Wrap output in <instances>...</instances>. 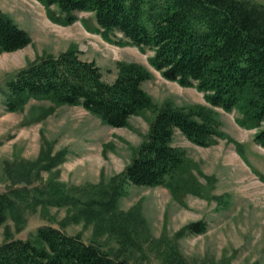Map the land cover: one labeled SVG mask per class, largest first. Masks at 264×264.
<instances>
[{"label": "trees", "instance_id": "1", "mask_svg": "<svg viewBox=\"0 0 264 264\" xmlns=\"http://www.w3.org/2000/svg\"><path fill=\"white\" fill-rule=\"evenodd\" d=\"M37 1L46 8L49 19L61 25L76 21V12L92 13L95 26L91 28L84 20L85 28L118 46L151 50L148 62L154 70L180 86L196 88L207 105L176 107L167 102L156 108L142 88V83L152 77L148 68L120 62L115 78L106 81L94 61L80 58L76 48H69L29 63L5 82L0 93L7 111L23 110L30 99L47 100L51 107L81 106L111 127H125L131 116L152 109L146 139L126 165L122 180L137 186H163L174 195L179 190L202 194L184 150L175 146L173 139L179 132L190 142L206 147L227 137L220 130L214 108L236 111L235 122L254 129V141L264 147L262 4L251 0ZM30 42L29 33L0 10V53L16 51ZM61 159L60 154L48 155L41 168L51 171ZM26 173L19 174L24 177ZM101 189L98 196L81 202L62 182L50 178L42 186L25 185L10 194L0 193V224L10 216L19 228L24 221L23 208L28 206L23 204L25 196L34 192L33 202L41 203V207L83 204L79 217L94 221L97 229L110 230L123 245L138 242L137 212L118 209L123 194L120 181ZM185 229L203 233L206 224L195 221ZM162 259L164 264H187L172 244ZM0 264L134 263L123 253L108 252L94 241L85 242L80 235L42 225L25 238L7 234L0 242Z\"/></svg>", "mask_w": 264, "mask_h": 264}, {"label": "rangeland", "instance_id": "2", "mask_svg": "<svg viewBox=\"0 0 264 264\" xmlns=\"http://www.w3.org/2000/svg\"><path fill=\"white\" fill-rule=\"evenodd\" d=\"M251 1L264 6V0ZM0 10L31 37L27 46L0 53V88L29 63L76 48L80 58L100 67L106 81L115 78L120 62L148 68L152 77L142 88L156 108L167 102L176 107L207 105L196 88L180 86L154 70L148 62L151 50L118 46L85 28L84 20L95 26L90 12H76V21L61 25L49 19L37 0H0ZM51 106L47 100L30 99L23 110L10 112L0 93V193L10 194L25 185L42 186L54 178L84 202L120 181L123 194L118 209L137 212L138 242L123 245L110 230L97 229L94 221L79 217L83 204L41 207L33 202L34 192L25 196L23 204L28 206L23 208L19 228L10 216L0 224V242L7 234L25 238L39 226L52 225L80 235L85 242L94 241L108 252L123 253L134 264H164L169 244L187 264H264V147L254 141V129L235 122L236 111L214 108L220 130L227 136L216 144L199 146L176 133L173 144L184 150L191 173L203 189L201 195L180 190L174 195L163 186H137L122 180L126 165L146 139L152 109L131 116L128 126L111 127L81 106ZM57 154L62 159L51 171L41 168L48 155ZM23 171L28 176L19 174ZM195 221L206 224L203 233L185 229Z\"/></svg>", "mask_w": 264, "mask_h": 264}]
</instances>
